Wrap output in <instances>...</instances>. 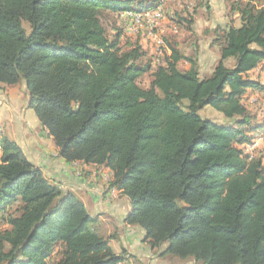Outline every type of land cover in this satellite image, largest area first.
<instances>
[{"label":"trees","instance_id":"16d2710c","mask_svg":"<svg viewBox=\"0 0 264 264\" xmlns=\"http://www.w3.org/2000/svg\"><path fill=\"white\" fill-rule=\"evenodd\" d=\"M159 7V0H0V84H25L27 106L60 158L112 170L108 189L130 201L124 223L145 231L154 254L180 264H264V160L246 149L264 120L244 102L249 89H264L250 73L264 62V0L232 2L240 25L212 30L220 59L205 77L176 44L156 60L140 41L123 44L119 14ZM208 106L224 120L203 116ZM0 218L8 226L0 264L130 261L83 200L3 132Z\"/></svg>","mask_w":264,"mask_h":264},{"label":"rangeland","instance_id":"374dc122","mask_svg":"<svg viewBox=\"0 0 264 264\" xmlns=\"http://www.w3.org/2000/svg\"><path fill=\"white\" fill-rule=\"evenodd\" d=\"M162 1L163 0H159L160 5ZM233 1L236 0H226V5L230 8ZM208 6L209 0H164V5L161 7L163 17H160L158 19H140L138 20L137 25L132 24L131 19L125 14H119L120 17L118 18L117 25L120 28L122 27L125 32L123 37V44H126V42L129 41H140L144 49L147 51L148 56L155 60L157 59V55H161V49L164 47V45L168 46L169 43L174 42L181 43L182 49L188 55L195 56L201 52L214 53L215 48L210 45V37L204 38L203 36H196L194 33L191 34L189 29L186 30V28L183 29L182 27L177 25V23L179 22L177 21L178 19H184V17H188V19L190 20L191 17L195 18L196 15H198V9L201 7H203L207 11H210V7L208 9ZM159 9L160 7L158 9L150 10L144 13H136V16H144L146 13L156 12ZM208 14L210 15L211 12ZM234 14L235 13L231 12L230 19H232ZM113 18H115V16L110 14L108 19L112 20ZM105 23L110 33L116 31L114 27H112V23L108 22L107 20L105 21ZM124 23L126 25H124ZM185 67L186 65L185 63H183L182 68ZM206 70L208 69H204V71L202 70L201 76H208V72L210 70H208L207 72ZM151 80L152 72H149L140 78L139 83L143 87H148ZM19 91L20 96L22 97V90L19 89ZM27 101L28 98L22 103L23 108H25V106L27 105ZM251 108L253 113H256L260 117L264 116V105L258 108ZM202 115L216 121L224 120L219 112L209 106L202 111ZM22 118L24 121L23 124L30 127V129L32 128L30 132L33 134V137L31 138V134L29 135V138H31V140L33 138H36L37 141L41 140L40 142L44 143H42L44 147L52 146V144L49 142V139L51 138L48 137L49 139H47L46 137L42 136L43 138L41 139L40 133L42 126H35V128H33L34 125L32 123L33 119L31 116L22 115ZM11 119L14 118L10 111L8 112V114L7 112L4 113L0 111V126L7 124L9 125V123H11ZM4 121H6L7 124H4ZM18 132L19 130L15 129V133L17 135H19ZM3 133L9 135L20 145V138L17 135L11 136L8 131H4ZM22 149L24 150V146ZM246 149L250 153H253L258 157H262L264 160V134L258 137L253 145L247 146ZM24 152L26 153L25 150ZM61 159L62 158L59 157L57 150V153L54 155V161L51 164L54 166V181H58L57 179H62L63 183H58L60 184V186H62L63 190L65 192H73L77 194L85 203L88 211L93 216L99 217L100 231L102 233H105L106 236L113 237L112 239H110V243L116 253L122 254L126 252L128 256H130V261L128 264H180L176 260L165 259L158 256V254L156 253L154 254V251H152L151 248H149V246L144 242L145 231L137 225H128L124 223V219L131 209L129 205L130 201L123 194V192L119 191L118 189H108V182L113 178L112 170L106 167L84 165L83 163L76 162V164H81V166H77L76 172L74 171L75 176L77 177L76 173H78V177L86 179L85 184H83L82 186L81 183L75 184V182L77 181L76 179L70 180L71 176H68L67 173H69L68 171H70V175H72V170L63 166V164H60L63 162V160ZM82 167L83 171L81 172L80 168ZM78 171L80 172V174ZM63 174H66L67 177ZM7 228L8 226L0 218V231H3ZM141 230L143 231V234ZM131 256L134 257L131 258ZM59 257L60 252L56 250L55 257L53 253V260ZM184 264L198 263L192 261Z\"/></svg>","mask_w":264,"mask_h":264},{"label":"crops","instance_id":"0c3cea01","mask_svg":"<svg viewBox=\"0 0 264 264\" xmlns=\"http://www.w3.org/2000/svg\"><path fill=\"white\" fill-rule=\"evenodd\" d=\"M209 7H210V11H207L203 7L199 8L198 15H196L195 18L194 17L190 18V20L192 19L191 24L189 23V19L187 20L188 23L183 22V24H180L179 22L178 23L176 22L177 25H179L183 29L185 28L186 30L189 29L191 34L194 33L196 36L198 35L200 37L203 36L204 38L205 37L211 38L210 45L215 48L214 53H202L201 52V53H198V55L194 56L200 65L201 74H202V70L204 71V69H208L210 70L208 72V75H210L213 72L216 64L218 63L220 59L219 47L213 44L214 37H213L212 30L216 28L218 25H223L224 27H226L227 25L231 23H234L237 26L240 25V19H239L238 13H235L232 19H230L231 11H230V8L226 5V0H209L208 9ZM210 12L211 14L209 15L208 13ZM131 13L128 11L127 13L124 12L122 14L123 15L125 14L127 17H129L132 21V24L137 25V23L134 22V19ZM193 24H194V27H193ZM124 25L126 24L124 23ZM173 44H176L178 47L182 49L181 43L174 42ZM185 54L188 55L187 53ZM230 63H232V59L227 60V64H230ZM208 70H206V72ZM250 73L253 78L258 79L259 81H261V83L264 84V62L259 68L254 69ZM19 89L22 90L21 91L22 97L20 96ZM26 99H27V90H26V86L24 83H21L15 86L0 84V111L4 113L7 112V114L10 111L14 118L10 120L11 123H9V125L6 123V121H4L5 122L4 124H7V125L0 126V132L8 131V133L11 136H14V135H17L15 133V129L16 130L18 129L19 135L17 136L20 138L19 140L20 145L22 146V148L24 146V150L26 151V154L28 155V157L32 161H34L37 165L42 167L45 174L54 180V175H53L54 166L51 164L54 161V155L57 153L58 149L55 145H53L54 143H52L53 141H51L52 138L48 135L47 131H45L43 128H41V133H40L41 139L43 137H46L47 139L51 138L49 139V142L52 144V146L44 147V145H42L43 142H40L41 141L40 139H39L40 141H37L36 138L35 139L33 138L31 140V138L33 137V134L30 132L32 128L30 129V127H28L27 125L26 127L23 124L24 121H23L22 115L23 116L27 115V116L32 117L33 119L32 123L34 125V127L32 126L33 128H35V126L36 127L41 126V124L38 118L36 117L33 109L28 108L27 105L25 106V108H23L22 103ZM244 102L251 111H252L251 107L258 108V107L263 106L264 105V89H261V90L260 89H249L244 96ZM255 105H258V106H255ZM254 114L257 116V119L259 121L264 120V116L260 117L256 113ZM20 130H21V133H20ZM29 135L31 138H29ZM61 160H63V162L60 164H63V166L72 170L71 172L72 175H70V171H68L69 173H67L68 176H71L70 180L76 179L77 181L75 182V184L81 183L83 186V184H85L86 179L78 177V173H76L77 177L74 174V171L76 172L77 170V166H81V164L67 163L64 159H61ZM80 171L81 172L83 171V167L80 168ZM66 172H67V169H66ZM63 175L67 177L66 174H63ZM57 180H58L57 182L63 183L62 179H57ZM141 232L143 234L142 230Z\"/></svg>","mask_w":264,"mask_h":264},{"label":"built area","instance_id":"2783aa9c","mask_svg":"<svg viewBox=\"0 0 264 264\" xmlns=\"http://www.w3.org/2000/svg\"><path fill=\"white\" fill-rule=\"evenodd\" d=\"M164 5V0L162 1L160 5V9L156 12L152 13H146L144 16H136V13H131L134 19V22L138 24V20L140 19H158L160 17H163V12L161 10V7Z\"/></svg>","mask_w":264,"mask_h":264}]
</instances>
